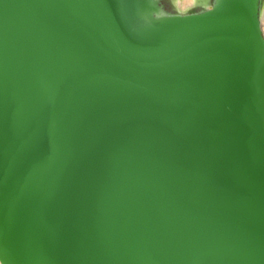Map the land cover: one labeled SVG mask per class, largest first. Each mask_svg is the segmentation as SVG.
<instances>
[{
	"label": "water",
	"instance_id": "1",
	"mask_svg": "<svg viewBox=\"0 0 264 264\" xmlns=\"http://www.w3.org/2000/svg\"><path fill=\"white\" fill-rule=\"evenodd\" d=\"M0 0L2 264H264V0Z\"/></svg>",
	"mask_w": 264,
	"mask_h": 264
},
{
	"label": "bare ground",
	"instance_id": "2",
	"mask_svg": "<svg viewBox=\"0 0 264 264\" xmlns=\"http://www.w3.org/2000/svg\"><path fill=\"white\" fill-rule=\"evenodd\" d=\"M175 1L180 9H187L195 4H206L208 0H175ZM262 29L264 32V7L262 10ZM0 264H2L1 261Z\"/></svg>",
	"mask_w": 264,
	"mask_h": 264
},
{
	"label": "flooded vegetation",
	"instance_id": "3",
	"mask_svg": "<svg viewBox=\"0 0 264 264\" xmlns=\"http://www.w3.org/2000/svg\"><path fill=\"white\" fill-rule=\"evenodd\" d=\"M163 4L165 5V7L168 9V10H174V3L172 2V0H162ZM195 6V7H194ZM205 5L204 4H195L187 9L189 10H194V11H199L201 10L202 8H204Z\"/></svg>",
	"mask_w": 264,
	"mask_h": 264
}]
</instances>
